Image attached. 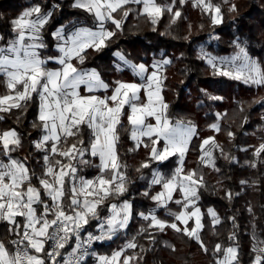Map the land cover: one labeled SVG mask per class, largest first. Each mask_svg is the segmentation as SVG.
Masks as SVG:
<instances>
[{
  "label": "snow or ice",
  "instance_id": "6c2138e0",
  "mask_svg": "<svg viewBox=\"0 0 264 264\" xmlns=\"http://www.w3.org/2000/svg\"><path fill=\"white\" fill-rule=\"evenodd\" d=\"M179 2L183 5L186 0ZM222 2L227 4L229 0ZM130 5H142V8L136 10ZM175 5L176 0L167 3L74 0L72 7L91 16L94 27H76L67 36L63 28L52 33L57 41V55L53 56H44L41 52L47 47L43 30L53 15L41 3H35L11 21L10 38L0 34V87L4 88L0 93V121L5 120V114L17 110L19 123L29 103L34 98L38 100V114L32 127L39 129L40 136L32 141V146L41 154L37 174L29 167L27 157L20 159L12 155L22 147L20 133L15 128L0 129V224L6 225V237H0V264H84L89 255L96 257L98 264H139L143 260L141 254L151 249L140 245L137 236L154 245L156 234L169 228L194 240L205 254L211 251L213 264H240L235 231L229 233L231 243L227 246L217 242L209 249L202 238L205 213L198 201L200 189L205 187L204 177L197 169L184 167L185 156L197 135L196 126L191 122H172L163 96L166 76L162 70L172 61L168 58L154 61L149 71V66L134 63L117 51L114 55L133 70L140 82L117 80L112 85L96 69L77 66L84 64L89 49L100 51L107 47L134 11L137 16H146L155 31L158 20L166 13L173 24L181 17ZM193 7L208 15L212 25L222 22L220 4L193 0ZM52 8H59V4H53ZM235 10L236 6L231 4L229 11ZM109 22L114 29L106 26ZM234 43L238 49L234 56H208L207 63L218 75L264 87V63L250 57L239 42ZM50 61L59 67L49 68ZM100 92L104 94L98 95ZM209 99L223 98L209 96ZM125 116L126 131L134 142L129 151L141 147L147 150V157L137 172L142 173L153 162L162 163L172 157L177 158V166L169 175L152 170L149 187L159 185L162 190L155 194L148 190L143 193L156 206L148 213H136L147 222L146 226L110 255L97 256L89 252L93 243L112 240L124 232L134 215L133 204L121 199L128 191L127 165L121 161L117 149ZM210 128L216 132L221 130L218 123L211 124ZM227 135L234 137L231 131ZM214 149H219L229 162H235V157L226 154L215 137L209 136L199 144V165L219 171ZM262 154L264 142L254 148L253 157L258 159ZM88 157L99 162L93 165ZM256 159L248 162L250 167H257ZM84 166L95 167L97 174L90 178L81 175ZM176 193L180 198H175ZM225 198L231 200L233 193L226 191ZM170 203L179 206V210L173 211ZM156 209H164L171 219L160 218ZM248 211L252 212L251 207ZM207 215L211 217L212 234L218 235L215 229L222 223L221 218L213 208L207 209ZM228 219L236 228L235 216ZM93 221L96 230L87 231ZM253 240L251 264H264V240H257L255 235Z\"/></svg>",
  "mask_w": 264,
  "mask_h": 264
},
{
  "label": "trees",
  "instance_id": "16d2710c",
  "mask_svg": "<svg viewBox=\"0 0 264 264\" xmlns=\"http://www.w3.org/2000/svg\"><path fill=\"white\" fill-rule=\"evenodd\" d=\"M157 2L167 3L169 0ZM212 2L221 5L223 19L218 25H212L208 15L193 7V0H186L183 5L176 0L175 8L181 11V17L173 24L170 15L166 13L158 20L155 31L146 16H137L134 11L124 21L123 30L116 32L108 46L100 51L89 49L84 64L78 67L96 69L101 77L112 85L117 80L140 82L139 77L133 75L131 68L118 66L114 55L117 51L134 63L149 66V71L156 60L168 58L172 61L162 72L166 76L163 82V96L168 104L167 114L172 122H191L196 126L197 135L185 156L184 167L186 170L195 168L204 177L205 187L200 189L198 201V206L205 213L202 238L209 249L217 242L227 246L231 243L228 240L229 233L235 231L240 264H251L254 256L251 249L255 243L253 236L255 235L257 240H264V154L258 159L253 157L254 148L264 142V87L251 86L242 80L216 74L201 57L199 50L203 47L217 55H231L237 51L234 42H239L250 57L264 63V0H229L227 4L222 0ZM35 3H41L46 10L53 12L43 30L44 42L47 45L41 50L44 56L57 55V41L52 35L57 29L63 27L66 32H71L76 27H94L91 16L72 7L74 0H0V34L6 39L10 38L11 21ZM53 4H59V8H52ZM231 4L236 6L235 11H229ZM130 7L138 10L142 5ZM106 26L114 29L110 22ZM47 66L54 68L56 64L48 63ZM3 92L4 88L0 87V93ZM209 96H219L223 99L214 101L209 99ZM217 113L222 116L217 117ZM17 114V110H13L10 115L5 114V120L0 121V129L15 128L20 133L22 147L12 155L20 159L27 157L29 167L39 174L41 154L32 146V141L40 136L39 129L32 127L38 114V100L34 98L29 103L19 123L16 122ZM122 123L124 128L119 129L120 140L117 149L121 161L127 165L128 191L121 199H127L133 204L134 215L124 232L119 233L109 243L101 242L95 245V251L99 255H110L113 250L123 245L126 239L137 236L141 227L146 226L147 222L136 213H148L156 206L143 193L148 190L155 194L162 190L159 185L149 187L152 170L158 169L162 174L169 175L177 166V158L172 157L162 163L153 162L151 168L143 169L142 173L137 172L136 169L147 157V150L141 147L136 151H129L134 142L126 131V116L122 118ZM213 123L220 125L219 132L210 128ZM229 131L234 133V137L227 135ZM209 136H214L224 152L235 157V162H229L221 155L219 149H215V165L219 171L211 166L199 165V144L203 138ZM245 148L248 150L243 151ZM88 159L93 165L99 162L96 158ZM254 159L257 162L256 168L248 164ZM80 174L90 178L97 174V169L84 166ZM242 180L248 183L242 185ZM226 191L233 193L231 200L225 198ZM237 193L239 195H236ZM174 196L180 198L179 193ZM169 206L173 211L179 210V206L174 203ZM249 207L252 209L251 213L248 211ZM208 208H213L221 218L222 223L215 229L218 235L212 234ZM156 211L160 218L171 219L164 209ZM232 216L236 218V228H233L228 219ZM95 224L93 221L87 231H95ZM83 235L85 233H82ZM0 237H6L5 224H0ZM137 241L146 249H151L141 254L143 260L139 264H213L214 256L211 251L205 254L194 240H189L170 228L156 234L154 245L142 236H137ZM173 247L175 251L172 250ZM94 261L93 256H88L84 264H93Z\"/></svg>",
  "mask_w": 264,
  "mask_h": 264
},
{
  "label": "rangeland",
  "instance_id": "374dc122",
  "mask_svg": "<svg viewBox=\"0 0 264 264\" xmlns=\"http://www.w3.org/2000/svg\"><path fill=\"white\" fill-rule=\"evenodd\" d=\"M61 28H63V27H61ZM61 28H59V29H61ZM64 29V28H63ZM58 30V29H57ZM56 30V31H57ZM70 33V31L69 32H66L65 31V35L67 36L68 34ZM241 45V44H240ZM243 47V46H242ZM238 52V49H237V51L235 52V53H233V54H231V55H217V54H215V53H212V52H209V51H206L203 47H201V49L199 50V54L201 55V57H203L205 60H206V62H207V57L208 56H211V57H217V58H222V57H228V58H230V57H232V56H234L236 53ZM205 54H207V56L205 55ZM117 58V57H116ZM157 61V60H156ZM74 63H75V61H74ZM217 63H219V60H217ZM117 64H118V66L120 67V68H126V67H128V66H126V65H124L123 64V62H121L118 58H117ZM208 64V63H207ZM58 67H59V65H58ZM152 71V70H151ZM162 72H163V70H162ZM98 95H103L102 93H97ZM144 98H145V96H143ZM153 123L155 122V121H152ZM215 150V149H214ZM214 150H213V154H214ZM158 170V169H157ZM161 172V171H160ZM162 173V172H161ZM96 260V259H95ZM93 264H98V261H94L93 262Z\"/></svg>",
  "mask_w": 264,
  "mask_h": 264
},
{
  "label": "crops",
  "instance_id": "0c3cea01",
  "mask_svg": "<svg viewBox=\"0 0 264 264\" xmlns=\"http://www.w3.org/2000/svg\"><path fill=\"white\" fill-rule=\"evenodd\" d=\"M56 50H57V49H56ZM49 63H54V64H56L55 62H51V61H50ZM77 66H79V65H77ZM55 68H58V64H56V67L51 68V69H55ZM143 96H144V93L142 92V93H141V97H143ZM110 241H111V240L97 241V242L95 243V245H96L97 243H101V242H102V243H109ZM95 245H94V248L92 249L91 252H95V253H96V251H95ZM91 252H90V253H91ZM96 254H97V253H96ZM90 256H92V255H89V257H90ZM97 256H99V254H97ZM93 258L96 259L95 261H97V258H96V257L93 256Z\"/></svg>",
  "mask_w": 264,
  "mask_h": 264
},
{
  "label": "built area",
  "instance_id": "2783aa9c",
  "mask_svg": "<svg viewBox=\"0 0 264 264\" xmlns=\"http://www.w3.org/2000/svg\"><path fill=\"white\" fill-rule=\"evenodd\" d=\"M95 243H96V242L93 243L92 247L89 249V252L92 251V249L94 248ZM87 258H88V257L85 258V261L87 260ZM85 261H84V262H85Z\"/></svg>",
  "mask_w": 264,
  "mask_h": 264
}]
</instances>
